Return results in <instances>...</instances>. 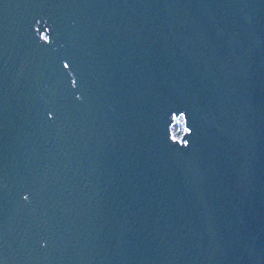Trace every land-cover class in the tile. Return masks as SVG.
<instances>
[{
    "label": "water",
    "instance_id": "95a60500",
    "mask_svg": "<svg viewBox=\"0 0 264 264\" xmlns=\"http://www.w3.org/2000/svg\"><path fill=\"white\" fill-rule=\"evenodd\" d=\"M0 264H264V0H0Z\"/></svg>",
    "mask_w": 264,
    "mask_h": 264
},
{
    "label": "built area",
    "instance_id": "2783aa9c",
    "mask_svg": "<svg viewBox=\"0 0 264 264\" xmlns=\"http://www.w3.org/2000/svg\"><path fill=\"white\" fill-rule=\"evenodd\" d=\"M173 127H176V128L178 129V131H179V135H178V136H173V132H172V136H173L174 138L179 139V138L181 137L182 133L185 131L184 120H183V117H182L181 115H179V123L173 125L172 128H173ZM172 128H171V130H172Z\"/></svg>",
    "mask_w": 264,
    "mask_h": 264
},
{
    "label": "rangeland",
    "instance_id": "374dc122",
    "mask_svg": "<svg viewBox=\"0 0 264 264\" xmlns=\"http://www.w3.org/2000/svg\"><path fill=\"white\" fill-rule=\"evenodd\" d=\"M172 132H173V136H178L179 135V131L176 127L172 128Z\"/></svg>",
    "mask_w": 264,
    "mask_h": 264
},
{
    "label": "clouds",
    "instance_id": "9594fccd",
    "mask_svg": "<svg viewBox=\"0 0 264 264\" xmlns=\"http://www.w3.org/2000/svg\"><path fill=\"white\" fill-rule=\"evenodd\" d=\"M64 67H65V68H67V67H68V65H67V64H65V65H64ZM74 83H75V81H73V84H74ZM182 115H183V114H182Z\"/></svg>",
    "mask_w": 264,
    "mask_h": 264
}]
</instances>
